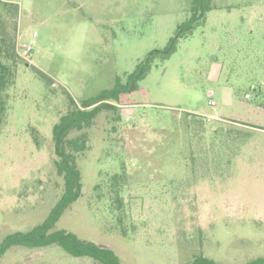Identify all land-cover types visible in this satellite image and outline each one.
<instances>
[{
	"label": "rangeland",
	"instance_id": "rangeland-1",
	"mask_svg": "<svg viewBox=\"0 0 264 264\" xmlns=\"http://www.w3.org/2000/svg\"><path fill=\"white\" fill-rule=\"evenodd\" d=\"M194 1L0 0V13L18 8L16 24L0 16V41L22 57L0 114V242L42 224L64 192L55 125L125 85ZM209 5L176 52L155 59L131 105L68 136L88 134L83 195L55 230L108 246L123 264L264 259V0ZM0 264L100 263L53 245L14 247Z\"/></svg>",
	"mask_w": 264,
	"mask_h": 264
},
{
	"label": "trees",
	"instance_id": "trees-1",
	"mask_svg": "<svg viewBox=\"0 0 264 264\" xmlns=\"http://www.w3.org/2000/svg\"><path fill=\"white\" fill-rule=\"evenodd\" d=\"M209 2L210 0H195L192 17L179 26L176 37L170 40L164 50H154L144 61L140 62L135 71L128 76L125 85L118 82L114 89L103 92L96 100L84 102L83 108L69 112L62 117L60 123L55 125L54 139L57 155L55 166L59 175L64 177V192L42 224L26 231L10 233L0 242V259L14 247L38 249L57 245L74 258H91L100 264H123L120 257L110 247L81 240L76 234L67 230H55L65 211L83 195L82 178L77 161L78 155L87 149L88 134L83 133L75 139H68V136L72 131H83L85 128H90L102 109L114 110L118 107L116 104L131 105L133 101L130 96H134L139 91V83L152 70L155 59L170 58L177 50L178 40L190 36L197 24L205 22L206 13L211 10ZM6 12L11 14L13 24H16L17 6L5 4L0 16ZM3 43L6 47L3 46ZM20 57L14 40L10 44H6L3 40L0 41L1 116L6 110L4 93L15 84L17 66L22 58ZM43 77L46 76L43 75ZM117 202L121 205V198H117ZM192 264L218 263L205 257H199ZM250 264H264V259H257Z\"/></svg>",
	"mask_w": 264,
	"mask_h": 264
},
{
	"label": "built area",
	"instance_id": "built-area-1",
	"mask_svg": "<svg viewBox=\"0 0 264 264\" xmlns=\"http://www.w3.org/2000/svg\"><path fill=\"white\" fill-rule=\"evenodd\" d=\"M30 52H32V48L28 47L26 53H30ZM211 105H215V102H211Z\"/></svg>",
	"mask_w": 264,
	"mask_h": 264
}]
</instances>
